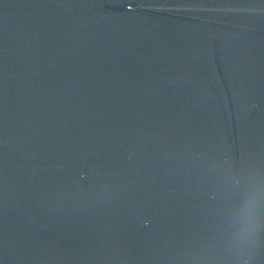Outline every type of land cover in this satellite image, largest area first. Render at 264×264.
Masks as SVG:
<instances>
[{
	"label": "water",
	"instance_id": "water-1",
	"mask_svg": "<svg viewBox=\"0 0 264 264\" xmlns=\"http://www.w3.org/2000/svg\"><path fill=\"white\" fill-rule=\"evenodd\" d=\"M0 264H264V0H0Z\"/></svg>",
	"mask_w": 264,
	"mask_h": 264
}]
</instances>
